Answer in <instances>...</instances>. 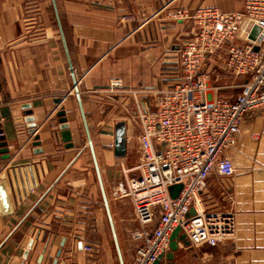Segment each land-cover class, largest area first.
<instances>
[{
    "label": "crops",
    "instance_id": "1",
    "mask_svg": "<svg viewBox=\"0 0 264 264\" xmlns=\"http://www.w3.org/2000/svg\"><path fill=\"white\" fill-rule=\"evenodd\" d=\"M198 7L237 12L243 0H0V130L9 150L8 159L0 153V183L9 198L8 210L0 204V264H37L41 255L42 264H53L60 249L58 264L133 263L139 224L130 200L114 197L110 186L133 146L140 162L138 130L130 97L108 89L114 80L125 90L166 87V62L194 31L193 22L174 21L173 12ZM28 15L33 25L39 20L34 34ZM129 15L134 20L123 19ZM26 104L37 124L33 135ZM62 109L71 148L61 136ZM120 121L127 124L124 159L114 154ZM227 156L235 176H212L203 199L208 209L235 216L236 235L197 249L216 252L211 264H264V114L243 123Z\"/></svg>",
    "mask_w": 264,
    "mask_h": 264
},
{
    "label": "built area",
    "instance_id": "2",
    "mask_svg": "<svg viewBox=\"0 0 264 264\" xmlns=\"http://www.w3.org/2000/svg\"><path fill=\"white\" fill-rule=\"evenodd\" d=\"M172 17L193 22L194 31L166 62V87L125 90L114 80L108 89L110 95L130 97L139 132L140 162L112 192L130 200L139 224L132 235L139 242L132 264H155L170 251L176 229L194 248L234 240L235 216L208 209L203 194L212 176H235L227 152L236 147L243 123L264 114V0H243L237 12L178 8ZM254 27L261 29L255 41L250 39ZM221 52L226 73L244 79L233 101L213 96L209 87L210 59ZM176 185L182 190L173 199L170 188ZM85 256L92 257V252Z\"/></svg>",
    "mask_w": 264,
    "mask_h": 264
},
{
    "label": "water",
    "instance_id": "3",
    "mask_svg": "<svg viewBox=\"0 0 264 264\" xmlns=\"http://www.w3.org/2000/svg\"><path fill=\"white\" fill-rule=\"evenodd\" d=\"M261 29L259 27H254L250 39L255 41L257 36L259 35ZM178 50V48H176ZM255 51H259L258 47H255ZM72 69V67H71ZM76 84V92L77 94L79 93V90L77 89V83ZM81 105V100L80 97L78 98ZM62 99L58 100L57 104H61ZM23 109L25 111V122L26 126L28 129H30V134H35L36 132V127L37 124L35 123V118L32 115L31 112V105L26 104L23 106ZM57 116L59 117V122H60V130H61V136L63 139V142L67 144L68 148L72 147V137L71 133L69 131V125L67 123V118H66V112L62 109L58 112ZM115 138H114V154L117 158L124 159L127 156V124L124 121H120L115 125ZM39 137L35 136V142H34V147H39ZM0 153L4 155L5 159L9 158V150L7 149V143L5 142V138L3 136V132L0 130ZM36 154L41 153V150H36ZM4 180V178H3ZM6 184L3 181L0 183V204L1 206L5 209H9V198H8V192L6 189ZM182 190V185H176L170 188V194L173 199H175L180 191ZM194 212L191 210L190 214L192 215ZM180 243L183 244L186 247H189L190 244L186 239L185 235H180V229H176L175 232L173 233L170 241V251L163 255L160 256L159 259L155 262V264H163V260H167L166 264H173L174 260V254L177 252L180 248ZM65 244V240L62 243V247ZM82 249V245L79 244V250ZM62 250L60 249L56 255V259L54 260L53 264H58V259L61 256ZM28 252L25 255V258H27ZM44 256L41 255L38 259L37 264H42L43 263ZM21 264H24L22 262Z\"/></svg>",
    "mask_w": 264,
    "mask_h": 264
},
{
    "label": "rangeland",
    "instance_id": "4",
    "mask_svg": "<svg viewBox=\"0 0 264 264\" xmlns=\"http://www.w3.org/2000/svg\"><path fill=\"white\" fill-rule=\"evenodd\" d=\"M39 1V0H38ZM27 14H29V10H27ZM26 16V15H25ZM30 15L27 16L26 18V24H28L30 31H32L31 34H34V31H39V20L36 22L35 25H33V20H31V17L29 18ZM39 33V32H38ZM171 56H174V53H171ZM225 59L226 55L224 52H221L215 56V58L212 61V65L208 66V69L210 71V83L209 87L211 89V94L213 96L217 97H235L240 93V87L244 83L243 78L239 77H233L230 76L229 74L226 73L225 70ZM229 87V89H225ZM162 88V87H160ZM218 88V91L216 89ZM224 88V89H223ZM130 112L134 114L135 112V107L130 106ZM125 118H129V116H125ZM132 119V118H131ZM134 126V124H133ZM138 130V129H137ZM138 131H135V134L137 138L138 136ZM132 158H130L129 161H122L119 163L118 168L115 170L116 173V181L111 184L110 186V191L111 193L113 192V188L116 187L119 181H121L125 176V172L129 171L130 169L134 168L136 166V163L138 161V150L137 148L133 146L132 150ZM219 178V177H218ZM224 212V211H223ZM97 246H100V243L97 241L95 243ZM190 247V246H189ZM189 247H186L182 245L177 252L174 254V260L173 264H195L197 258H204L206 259L208 264H211V260L213 258V255L216 254L215 251H206L202 252L197 248L191 247L193 249H190ZM198 255V256H197ZM92 256H95L94 253L92 252ZM215 258L218 257V255L214 256ZM165 260V259H164ZM162 261L163 264H166V262Z\"/></svg>",
    "mask_w": 264,
    "mask_h": 264
}]
</instances>
